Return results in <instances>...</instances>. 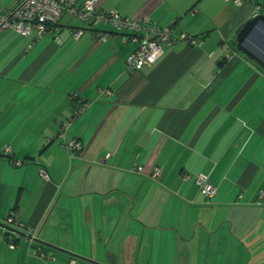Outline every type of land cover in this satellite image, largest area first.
I'll return each instance as SVG.
<instances>
[{
    "label": "crops",
    "instance_id": "obj_1",
    "mask_svg": "<svg viewBox=\"0 0 264 264\" xmlns=\"http://www.w3.org/2000/svg\"><path fill=\"white\" fill-rule=\"evenodd\" d=\"M97 2L198 44L132 76L135 46L72 18L36 42L0 33V148L25 162L0 156V264H264V69L235 40L264 0Z\"/></svg>",
    "mask_w": 264,
    "mask_h": 264
},
{
    "label": "built area",
    "instance_id": "obj_2",
    "mask_svg": "<svg viewBox=\"0 0 264 264\" xmlns=\"http://www.w3.org/2000/svg\"><path fill=\"white\" fill-rule=\"evenodd\" d=\"M233 4L236 8L242 7L245 2L250 0H225ZM97 0H18L12 7L8 9L0 8V33L5 31L16 32L21 37H33L34 42L41 40L48 34L50 28L54 27L64 17L76 19L86 24L92 29L91 34L97 41L107 43L120 36L121 45H133L135 50L132 55L126 59V72L133 76L143 69L157 63L162 57L164 48L174 49L178 45L196 46L198 43L185 34L176 33L175 26H167L160 28L152 24L147 19L133 20L124 18L115 11L103 12L98 10ZM108 26L111 32L96 31L93 28L98 26ZM85 30H75L71 33L75 40L80 39ZM33 44L29 46L32 48ZM108 94V92H105ZM85 108V105L78 106L73 117L61 124V131L66 132L72 121ZM68 151L75 154L81 150V144L73 141L66 145ZM0 156L9 160L12 167H21L25 162H18L12 159V151L9 147L0 148ZM143 168L137 167L136 173L141 174ZM160 171L156 170L151 174V178L155 180L159 176ZM41 179L49 181V175L45 170L40 171ZM184 183L189 181V175H183ZM194 183L199 188L200 193L210 201L216 195V188L210 184L207 177L199 175L194 178ZM264 197L261 193L260 199ZM1 233V230H0ZM30 234V233H29ZM31 236V234H30ZM14 249V246H10ZM45 259L43 253L39 254ZM74 264V263H72Z\"/></svg>",
    "mask_w": 264,
    "mask_h": 264
},
{
    "label": "water",
    "instance_id": "obj_3",
    "mask_svg": "<svg viewBox=\"0 0 264 264\" xmlns=\"http://www.w3.org/2000/svg\"><path fill=\"white\" fill-rule=\"evenodd\" d=\"M235 40L236 51L264 69V13L251 17L241 27ZM59 252L64 253L63 251ZM78 259L80 262L84 260L81 257H78Z\"/></svg>",
    "mask_w": 264,
    "mask_h": 264
},
{
    "label": "trees",
    "instance_id": "obj_4",
    "mask_svg": "<svg viewBox=\"0 0 264 264\" xmlns=\"http://www.w3.org/2000/svg\"><path fill=\"white\" fill-rule=\"evenodd\" d=\"M107 13H108V12H107ZM64 18H69V17H64ZM64 18H63V19H64ZM63 19H62V20H63ZM62 20H61V21H62ZM75 20H76V19H75ZM61 21H60V22H61ZM79 23H81V22H79ZM58 24H59V23H57V25H58ZM82 24H84V23L82 22ZM57 25H56V26H57ZM84 25H85V27H86V29H85L86 31H90V32L92 31V29H89V27H88L86 24H84ZM56 26H54V27H56ZM103 27H104V26H101V25H100V26H98V27H96V28H93V30H94V32H95V30H96V31H101L100 28H103ZM52 28H53V27H52ZM52 28H50L49 32L51 31ZM49 32H48V33H49Z\"/></svg>",
    "mask_w": 264,
    "mask_h": 264
},
{
    "label": "rangeland",
    "instance_id": "obj_5",
    "mask_svg": "<svg viewBox=\"0 0 264 264\" xmlns=\"http://www.w3.org/2000/svg\"><path fill=\"white\" fill-rule=\"evenodd\" d=\"M74 20H75V19H74ZM104 28H106V29L108 28V29H109V27H108L107 25H106V26H104Z\"/></svg>",
    "mask_w": 264,
    "mask_h": 264
}]
</instances>
